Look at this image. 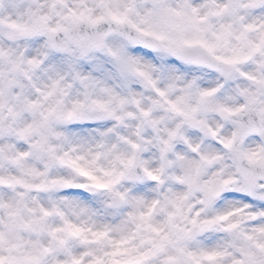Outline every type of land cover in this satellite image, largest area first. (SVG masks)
I'll list each match as a JSON object with an SVG mask.
<instances>
[{
    "label": "snow or ice",
    "instance_id": "1",
    "mask_svg": "<svg viewBox=\"0 0 264 264\" xmlns=\"http://www.w3.org/2000/svg\"><path fill=\"white\" fill-rule=\"evenodd\" d=\"M99 12L87 6L86 0H80L76 7H69L67 14L57 12L59 22L49 25V16L41 15L31 25L18 22L10 23L13 29L24 37L43 33L47 37L46 46L57 52L71 53L76 51L81 57H87L95 51L105 52L111 56L118 70L124 76L135 75L146 85L151 86L160 99L151 101L152 107H166L179 114L193 127L211 139L212 143L204 147L202 144H191L186 137L185 143L192 153L198 154L197 159L187 160L184 175L176 177L188 186L189 192L178 197L182 202L192 191H200L203 199L201 205L210 206L221 198L242 200L243 208L233 207L230 211L218 213L201 219V212L194 216H185L182 204L172 201L173 211L167 213L164 221H157L156 201L146 209H138L128 213L124 223L134 225V231L112 240L111 233L122 231L123 226L103 225L99 228L78 223L66 218L57 201H51V207L39 204L34 193L57 192L65 187L83 188L87 185L76 183L74 179L53 174V169L65 167L79 177L93 182L95 187L105 188L93 174L91 162L82 155H73V151L63 149L64 143H70L66 136L56 132L54 123H70L72 121L89 119L96 109L107 116L122 119L116 115L115 109L109 103L89 100L88 93L83 99L65 101V89L61 79L52 80L44 88L35 87L37 98L33 99L23 93L21 77L31 80L30 73L37 69L42 61L14 56L11 52L0 51V58L7 59L9 72H0V264H21L15 254L21 246L18 233L23 229L38 231L46 229L52 243L43 246L39 242L32 245V251L26 256L24 264H44V258L63 254L68 259L63 264H222L228 252L219 248H200L192 250L184 242L192 240L205 231L219 229L234 234L241 245L237 248L232 264H264V73L252 76L241 75L252 82L254 87L241 88L238 97L228 100L210 102L217 89L204 90L199 93V100L192 104L190 93L169 97L168 90L156 86L152 77V66L145 64L142 57L136 55L137 49L129 45L142 44L145 47H157V42L167 41L166 49L177 55H184L185 46L194 42L184 37L170 38L147 23L143 17L140 22L132 18L134 0H97ZM156 2V0H154ZM65 0H51V9L63 6ZM184 7H187L186 5ZM158 13L166 15L175 22L179 30L184 23H194L197 10L190 13L181 9H157ZM153 15V13H149ZM105 23L118 27L127 26L135 35L121 33L127 43H110L109 32L99 30ZM82 25L96 29L90 33L79 31ZM143 25V26H142ZM63 33V39L57 35ZM243 39V37H238ZM226 63L235 65L239 61H247L255 53L264 54V37L253 43L245 41ZM46 55V53H45ZM25 63L27 68H25ZM100 65H97L99 69ZM260 67L264 69V64ZM225 70V75H230ZM87 89L90 86L89 77L75 76ZM169 86V90L171 89ZM109 92V89H105ZM15 93L14 103L8 97ZM127 101L119 100V106ZM135 103L139 106L140 101ZM152 109H141L147 116ZM7 111L5 119L3 113ZM213 112L220 117L215 127L201 119V113ZM30 114V122L19 125L21 117ZM155 123V122H154ZM177 136V131L169 132V140L164 144L170 146V140ZM53 138L62 143L54 144ZM254 142V146H253ZM167 150V149H165ZM183 159V158H181ZM208 169H215L210 179H204ZM153 180L160 177L149 173ZM120 199L123 200L121 194ZM69 207L77 208L74 202L63 198L61 201ZM251 209V211H245ZM258 209V210H257ZM86 209L79 208L76 215H81ZM56 215L61 218L58 227H47L46 219ZM183 219L181 223L177 218ZM251 226L245 228V224ZM15 235V239H9ZM78 238L87 247L80 256L73 255L70 241ZM108 241V247L98 249L88 247ZM235 246V245H233ZM5 250L7 254H5ZM87 258V259H86Z\"/></svg>",
    "mask_w": 264,
    "mask_h": 264
},
{
    "label": "clouds",
    "instance_id": "2",
    "mask_svg": "<svg viewBox=\"0 0 264 264\" xmlns=\"http://www.w3.org/2000/svg\"><path fill=\"white\" fill-rule=\"evenodd\" d=\"M79 2L80 0H65L63 6L58 5L53 11L50 7L51 0H0V21L31 25L39 16L47 15L49 25L54 26L59 22L57 12L67 14V9L76 7ZM86 3L89 8L99 12L97 0H86ZM192 8L197 10L198 18L194 23L182 24L179 30L172 19L156 11L181 9L190 13ZM141 17L170 38L182 36L199 41L185 46L184 55L165 50L167 41L157 42L158 46L154 48L142 44L129 45L137 49L136 55L142 57L145 64L152 66L156 86L168 90L172 99L187 92L190 93L191 103L195 104L201 91L217 89L208 98L210 102L224 101L230 97L234 102L239 89L254 87L241 73L252 76L264 73V69L260 67L264 64V54L261 52L235 65L226 63L235 54L234 50L240 48L245 41L257 43L264 37V0H134L132 18L139 23ZM10 23L0 24V51L11 52L14 56L23 57L25 61L30 58L42 61L30 73L31 80L21 77L22 91L26 96L36 99L35 87L44 88L52 80L62 78L66 102L83 99L85 93H88L90 101L109 103L116 115L122 117L117 120L96 109L89 119L53 124L54 130L70 141L63 144V149L74 148L73 155H82L90 162L94 159L93 174L108 186L95 187L92 181L76 176L71 169L57 167L53 169L54 175L74 179L76 183L87 186L34 193L38 203L48 208L51 207V201L55 200L66 218L95 228L110 225L115 229L122 225V231L114 230L111 233L112 240L134 231V225L124 223L128 220V213L146 209L153 201L157 202L155 219L164 221L167 213L174 210L171 202H180L177 198L189 192L188 186L176 177L184 175L183 165L187 160L198 158V154L192 153L181 137H186L193 145L202 144V150L212 143L211 139L179 114L166 107H152L151 101L160 99L154 89L135 75H122L115 60L105 52L95 51L87 57H81L76 51L57 52L46 46L47 37L43 33L24 37ZM95 30L86 25L79 29L81 33ZM99 30L110 33V43H127L121 33L135 35L127 26L118 27L109 23L100 25ZM63 38V33L57 35V39ZM97 65H100L99 69ZM27 67L25 63V68ZM225 70H229L231 74L226 76ZM0 72L5 75L9 72L5 58H0ZM77 72L89 77V81H86L90 83L89 88L86 89L75 78ZM170 85L172 87L169 90ZM105 89H109L110 94ZM14 96L15 93L8 97L13 103ZM120 99L127 101L122 107L119 106ZM136 100L140 101L139 106L135 103ZM149 108L152 109L149 114L143 115L141 109ZM3 116L7 118V111ZM200 118L207 120L213 127L220 121V117L213 112L201 113ZM31 119V115L25 113L19 125L30 122ZM174 130L177 131V136L170 140V146L165 145L164 141L169 140V132ZM52 142L57 145L62 143L55 138ZM214 170L208 169L204 179H210ZM149 173L157 174L160 178L153 180ZM117 194H121L123 200ZM63 198L74 202L78 207H69L61 202ZM201 199L202 193L194 190L186 200L180 202L184 215L194 216L200 211V218L203 219L230 211L234 206L243 208L244 203L233 198H221L210 206H204L199 203ZM79 208L86 209V212L76 215ZM2 216L3 213L0 212V217ZM177 219L184 222L180 217ZM60 224L59 216L52 215L46 219L47 227H58ZM244 226L249 228L251 225L246 223ZM18 235L21 246L15 254L20 258L21 264H24L26 256L32 251L33 244L39 242L48 246L52 243L46 229H23ZM9 239L14 240L15 235ZM184 243L192 250L202 247L222 249L229 253L223 258L222 264H232L242 241L234 234L217 228L200 233ZM69 246L75 256H80L87 250L78 238L72 239ZM108 246V241H104L88 247L105 249ZM67 259L63 254L55 257L49 255L44 258V264H63Z\"/></svg>",
    "mask_w": 264,
    "mask_h": 264
}]
</instances>
